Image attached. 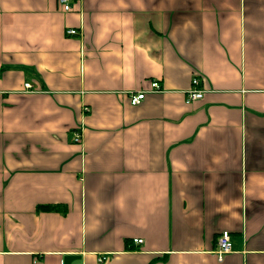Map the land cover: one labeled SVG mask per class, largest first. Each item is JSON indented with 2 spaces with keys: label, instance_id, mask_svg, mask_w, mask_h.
I'll return each instance as SVG.
<instances>
[{
  "label": "crops",
  "instance_id": "0c3cea01",
  "mask_svg": "<svg viewBox=\"0 0 264 264\" xmlns=\"http://www.w3.org/2000/svg\"><path fill=\"white\" fill-rule=\"evenodd\" d=\"M71 4L0 0V264H264V0Z\"/></svg>",
  "mask_w": 264,
  "mask_h": 264
},
{
  "label": "built area",
  "instance_id": "2783aa9c",
  "mask_svg": "<svg viewBox=\"0 0 264 264\" xmlns=\"http://www.w3.org/2000/svg\"><path fill=\"white\" fill-rule=\"evenodd\" d=\"M72 0H59V3H61L64 7L65 10H70L72 8L71 4ZM67 34L69 35H75L79 34V29L70 27L67 29ZM193 87L188 90L187 96H186V101L187 102H192L194 100H198L203 98L204 96V89L200 87V79L198 77L193 78ZM27 87H30L31 84L27 83ZM160 83L157 80H153L151 82V89L149 91H157L160 89ZM148 90L142 89V90H137V91H132L130 92L131 96V102L133 104H138L140 103L146 96V93ZM90 110L89 106H83V111L85 113H88ZM83 134H82V129L80 127L77 128L74 134L73 140L76 142H80L82 140ZM135 243H142L143 238H134ZM233 250V240L231 237V234L228 230L222 231L218 238H217V247H216V253L219 258H223L227 253L231 252ZM104 257H101L100 260H103Z\"/></svg>",
  "mask_w": 264,
  "mask_h": 264
},
{
  "label": "clouds",
  "instance_id": "9594fccd",
  "mask_svg": "<svg viewBox=\"0 0 264 264\" xmlns=\"http://www.w3.org/2000/svg\"><path fill=\"white\" fill-rule=\"evenodd\" d=\"M120 2H121V6H124V5H123V0H120ZM99 19H102V18L100 17ZM123 23H124L125 25H127L128 23H130V20L125 19V20H123ZM104 31H107V29L105 28Z\"/></svg>",
  "mask_w": 264,
  "mask_h": 264
}]
</instances>
